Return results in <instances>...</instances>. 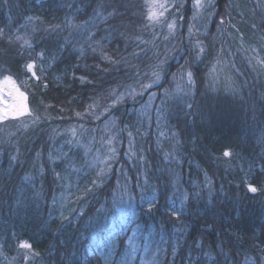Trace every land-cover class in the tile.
I'll list each match as a JSON object with an SVG mask.
<instances>
[{
  "label": "trees",
  "instance_id": "obj_1",
  "mask_svg": "<svg viewBox=\"0 0 264 264\" xmlns=\"http://www.w3.org/2000/svg\"><path fill=\"white\" fill-rule=\"evenodd\" d=\"M214 11L203 20L210 37L196 38L187 25L169 33L150 24L145 0H0V77L16 80L38 118L20 136L5 133L18 118L0 121L2 251L21 242L33 251L15 264H107L110 244L109 264H139L140 252H126L134 226L139 246L157 247L154 264H264V8L216 0ZM220 14L230 23L224 34L214 31ZM218 58L242 94L221 93L199 114ZM186 68L194 87L169 114L162 94L139 109L154 72L160 81L149 90L160 91ZM72 125L87 128L78 159L65 132ZM108 142L117 157L102 174L85 168ZM120 190L134 201L119 218Z\"/></svg>",
  "mask_w": 264,
  "mask_h": 264
},
{
  "label": "rangeland",
  "instance_id": "obj_2",
  "mask_svg": "<svg viewBox=\"0 0 264 264\" xmlns=\"http://www.w3.org/2000/svg\"><path fill=\"white\" fill-rule=\"evenodd\" d=\"M188 1H190L189 4H188ZM215 1L216 0H203V3L206 6L204 8L197 9L194 7V0H160L161 3H166V6L167 5H171V6L168 7V11L165 13V17L161 18V20H163L165 22L156 23L154 25H156L157 27H163L164 26L165 29H167L169 31V33H173L174 31H176L178 29V26L183 27V26L187 25V27H186L187 28V30H186L187 34L189 32L193 36H195L196 38L204 37V36L210 37V33H208L207 27L204 25L203 20L206 17H210V19L212 20V16L215 12L214 11ZM250 1L252 2V4H255V5L259 2H262L263 8H264V0H250ZM188 6H189V11H190L189 16L184 14V11L188 8ZM242 8H244V6ZM217 17H218V19H217V22L215 23L214 31H218L221 34H224L220 31L222 29H226V27H228L230 25V23H228L225 26V23L228 21V17L226 14H220ZM188 18H189V20H187ZM221 18H223V20H224V23H222V24L220 23ZM211 20H208V24L211 23ZM173 21H175V26L172 30H170L167 27V24L172 23ZM190 29H191V31H190ZM226 32L228 33V30H226L225 33ZM225 66L230 67V63H228L226 61L224 62L222 58H218L216 60V62L213 64V66L211 67L209 75L207 76L208 77V84L206 85L207 90L204 94H201V96L199 97L200 98L199 99V105H198L199 114L203 109L204 103H210V105H214L216 102L223 99L221 96V93L231 94L234 91L233 96H239L242 94L241 89L239 88L240 86L239 85L236 86L238 84V82L236 81V85L234 84V82L232 80L234 78L232 77V75L229 72H226ZM189 72L192 74V72L188 68H186L185 70H181V73L179 75L176 74L174 76V78L172 79V83L170 85L166 86L165 88L161 89L160 91L159 90L150 91L149 90L150 88L148 87V89H147L148 92L146 90V95H149V98L145 102L143 101L142 103L138 104L139 109L142 110V108L148 104L149 100L151 99L150 97L155 96L156 94H162V97H161V99H162V115H163V113L165 114V112H167L166 115L169 114L171 101L176 100V99L184 96L187 93L186 87H188V86L194 87L195 78L193 77V74H192L191 83H190L189 77H188ZM227 74H228V77H227ZM180 76H181V80L179 79ZM151 84H156V83L150 82V85ZM18 87L20 88V91L25 93V96H26V92L20 86H18ZM171 88H173V89H171ZM137 93H139V88H137V87H135L131 91H127L125 93L123 91H120L117 93L118 94L117 99L120 100V99H123L126 95H135ZM144 93H145V91H142V94H144ZM208 95H210V97ZM205 96H207V97H205ZM24 103L27 105V108L29 109V106L27 103V96H26V100L24 101ZM133 109H135V108L133 107ZM28 113L29 112H26L24 115H21L20 117H18V121L11 122V123L9 122V124L6 125L7 130L5 133L14 134V135L16 134V135L20 136V134L22 132L23 133L26 132L25 129L28 126L32 125V123H36L38 120V118H37L36 121H31L33 117H31V114L29 115ZM7 119H9V118H7ZM105 124L106 123L99 124V125L103 129ZM97 126H98V124H97ZM89 127L94 128L96 130L99 129V127H96V126H89ZM86 129H87L86 127L81 126V125H72V126H69L67 131H65L66 135L71 138L70 139L71 142L73 141L72 138H75V140H76V145H77L76 146V152H75L76 153L75 154L76 159H78L77 147H82L84 150H86V147L84 148L85 142L83 141V136L86 135L85 134ZM106 130L107 129L104 128V131H106ZM54 133L56 134V136H58L61 133V131H58V132L55 131ZM92 139H95V136H93ZM108 145L111 147L107 150V153L105 155L102 156L101 154H98L97 156H94L92 160H90V161L88 160L89 162H86V163L83 162L84 167L88 168L90 165L99 167L97 170L98 174H102V171L106 169L107 160L112 159L113 157H115V158L117 157V156H115L116 151H115L114 147L112 146V144L111 143L109 144V142H108ZM112 148L114 151L112 150ZM125 169L127 170V168H125ZM119 184L121 186L122 183H119ZM126 193H127L126 191L124 193L121 190H120V192H117V197L119 196L120 200L115 203L114 207H115V212L119 215L118 216L119 218L124 216L123 213H125V210H126L128 203H129V200L132 199L131 202L134 201V195L130 193L129 194L130 196H127ZM137 228L138 227L134 226L131 229L130 236L126 242V246H127L126 252H128L130 254L132 259L135 256H138V253L140 252L141 256L139 259V264H154V259L156 257L157 247H154L153 252L150 253V251L147 250L149 248L148 246H144V247L139 246L140 243L138 242V238L140 236V229L138 228V230H137ZM146 250H147V252H146ZM15 251L16 252L14 254L9 255L6 251H2V244H1L0 245V264H15V262L17 261L18 257L21 255V253L23 254L22 259L25 255L28 256L27 261H29L30 259L33 258L32 249L29 250V249L19 247V249L15 250ZM113 255H114L113 248L111 247V244H110L109 250L105 254H103L107 264H109V260L113 257ZM122 256H124L126 258L125 254H123ZM23 264H25V263H23Z\"/></svg>",
  "mask_w": 264,
  "mask_h": 264
},
{
  "label": "snow or ice",
  "instance_id": "obj_3",
  "mask_svg": "<svg viewBox=\"0 0 264 264\" xmlns=\"http://www.w3.org/2000/svg\"><path fill=\"white\" fill-rule=\"evenodd\" d=\"M146 6V14L145 18L150 24L156 23H163L165 21L161 20L162 17H165V13L168 11V7L171 5H167L166 3H161L160 0H145ZM206 5L203 3V0H194V7L197 9L204 8ZM220 23H224L223 18H221ZM175 26V21L172 23H168L167 27L172 30ZM191 31V29H190ZM0 35H3V29H0ZM17 40L21 39V37L17 36ZM24 44L28 47H31L28 40H24ZM200 51L203 52V48H200ZM107 58V57H106ZM28 72L32 73L35 76V62H29L26 65ZM153 75L156 79L153 83L159 82V73L154 72ZM189 82L191 83L192 74L188 73ZM145 87H151V85H146ZM26 100L25 93L20 91V88L16 84V80L9 74L3 75L0 77V121H3L7 118H18L21 115H24L26 112H29L27 105L24 103ZM191 107V105H189ZM31 113L29 112V115ZM114 151V150H113ZM224 156H230V151H225L223 153ZM95 183V181L93 182ZM248 190L252 193L257 192V188L252 186L251 184L248 185ZM187 198V197H186ZM149 204V211L152 208L151 200L148 201ZM179 212L174 213V215L179 218ZM19 247L31 250V244L27 242H21ZM25 261H27L28 256L25 255L23 257Z\"/></svg>",
  "mask_w": 264,
  "mask_h": 264
}]
</instances>
